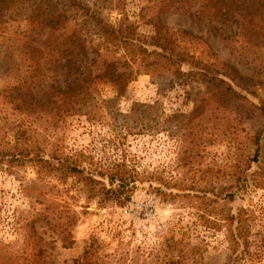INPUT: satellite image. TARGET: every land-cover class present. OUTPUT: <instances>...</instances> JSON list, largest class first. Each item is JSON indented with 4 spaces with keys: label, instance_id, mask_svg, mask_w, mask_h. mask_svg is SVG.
<instances>
[{
    "label": "rangeland",
    "instance_id": "374dc122",
    "mask_svg": "<svg viewBox=\"0 0 264 264\" xmlns=\"http://www.w3.org/2000/svg\"><path fill=\"white\" fill-rule=\"evenodd\" d=\"M61 1L0 0V148L23 139L31 150L0 160V263L38 234L54 264H75L92 239L101 264H264V116L256 107L264 103V0H231L228 22L201 13V0H73L71 13ZM55 11H66L65 31L88 44L84 63L62 64V85L75 77L73 86L83 85L78 68L98 53L125 55L99 39L86 12L125 19L142 41L159 24L189 30L202 39L187 47L215 65L177 73L152 64L121 83L94 75L55 101ZM59 158L107 184L125 162L133 175L125 202L90 197L77 176L55 172ZM57 211L77 219L69 248L46 217Z\"/></svg>",
    "mask_w": 264,
    "mask_h": 264
},
{
    "label": "trees",
    "instance_id": "16d2710c",
    "mask_svg": "<svg viewBox=\"0 0 264 264\" xmlns=\"http://www.w3.org/2000/svg\"><path fill=\"white\" fill-rule=\"evenodd\" d=\"M61 2H66L65 6L68 7L70 13L72 12L71 8L77 6L73 0H63ZM232 2L231 0H201L200 6L203 8L201 9V13H208V15H212L215 18H224L228 22L230 15L233 14L231 12L234 2ZM258 2L260 3L261 0ZM262 5L264 6V3ZM56 6H59V4H56ZM79 10L82 9L78 8L77 12ZM66 11L63 13L61 11H55L56 19L60 21L59 25L57 24L55 26V101L60 100L64 102L65 97L73 95L75 91L82 89L84 86H90L95 76L99 80H111L113 83H121L123 82L122 78L130 79L133 74L149 73L152 64L159 65L160 67L158 69L161 71L177 73L182 72L184 64L199 67L202 73H210L213 70V65H215L209 64L208 62L202 63L190 51V48L187 47V41L202 39L201 36L189 30H173L165 25L159 24L156 26L155 33L151 39H144L142 41L140 36L133 35L132 30L136 26L125 21V19L120 20L118 23H112L102 20L97 15L93 16L89 12H86V15L98 27L96 32L99 39L107 47L111 46L117 50L122 48L125 51V55L122 57L112 55L111 57L110 55L98 53L96 57H93L88 63H85L83 68H78L80 73H87L83 85H79L77 88L73 86V83L77 79L76 77L70 83L65 80L62 85L58 81L59 72L63 69L62 64L65 61L82 64L88 54L87 39L83 37L80 31H74L70 34L65 31L70 29L67 23L68 17ZM240 13L244 14V10ZM59 17L63 20L59 19ZM74 55L77 57L75 61L72 60ZM227 90L237 98L247 100L246 96L239 94L233 87L229 86ZM256 107L264 116V103ZM218 114H220V111ZM261 136L259 132L251 137V141L257 146L255 157L260 155ZM27 148L24 140L18 139L15 148H0V160L10 158L17 161L23 160L26 155L28 156L31 153V150H27ZM32 157L35 159L41 158L36 150L33 151ZM119 167L121 170L118 169ZM113 168L115 174L109 176V184L104 180L94 177L92 174H87L84 167L71 161L70 158H59V162L55 165V172L60 174L61 177L67 175L77 176L86 184L90 197L100 196L102 197V201L111 200L121 204L125 202L126 197H122V195L129 191L128 189L125 191V188L133 180V175L129 174V169L125 162L118 165L115 164ZM118 179L120 182L114 186ZM46 217L50 218V226L58 234L62 246L65 248L71 247L74 243L71 228L77 221L75 215H71L69 211H57L55 215H47ZM99 247L100 243L96 239H92L83 255L75 259L74 263L101 264L96 258ZM3 257L6 259V264H54L51 260L49 242L43 240L38 234L27 239L21 251H7Z\"/></svg>",
    "mask_w": 264,
    "mask_h": 264
}]
</instances>
